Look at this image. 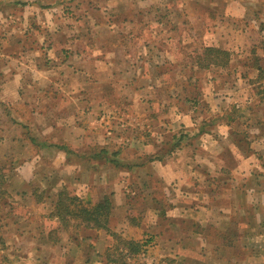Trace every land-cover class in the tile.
<instances>
[{"label":"rangeland","instance_id":"rangeland-1","mask_svg":"<svg viewBox=\"0 0 264 264\" xmlns=\"http://www.w3.org/2000/svg\"><path fill=\"white\" fill-rule=\"evenodd\" d=\"M140 1L119 0L127 5L114 8V0H0V264L103 261L92 244L84 255L71 254V231L62 228L67 258L58 249L37 250L39 237L57 229V220L45 216L67 162L97 169L70 168L64 190L93 199L113 192V203L116 194L136 216L115 220L135 226L133 204L136 212L150 210L143 218L148 231L172 232L133 259L119 245L125 256L117 262L264 264V80L246 66L250 48H264V0H151L137 8ZM210 44L230 52L227 67L197 66ZM11 51L20 87L12 85L16 73L4 70L11 60L2 55ZM56 141L67 145V155L44 152L35 165L41 145L53 149ZM102 148L117 168L101 165ZM149 158L176 161L171 171L187 164L184 183L173 182L177 201L157 175L160 165L151 173L143 165ZM31 159L27 186L18 170ZM135 163L143 165L139 173L126 167ZM75 180L90 183L89 190ZM174 204L185 218H169ZM136 229L120 234L143 239ZM100 232L95 241L117 245Z\"/></svg>","mask_w":264,"mask_h":264},{"label":"trees","instance_id":"trees-1","mask_svg":"<svg viewBox=\"0 0 264 264\" xmlns=\"http://www.w3.org/2000/svg\"><path fill=\"white\" fill-rule=\"evenodd\" d=\"M264 42V40H262ZM261 42V43H262ZM258 47H260V44H257L255 46H252L250 48V54H251V61L250 63H247L246 66L249 68L251 67L256 72L257 79H263L264 80V48L261 50V53H258ZM230 62V52L226 49H223L220 46L217 45H206L203 47L202 54L200 56H196V64L200 68L205 69H217V68H225L228 66ZM176 144H174L175 146ZM42 146V145H41ZM57 149H62L63 151H69L67 147H65V144H57L55 146ZM119 148H122L121 145H118ZM174 148V147H173ZM72 151V150H71ZM171 150L168 152L167 150L165 153H170ZM67 153V152H66ZM72 154H77V152H71ZM104 155V161L101 165H109L108 162L114 163L115 160H110L111 158L106 157L108 155V152L106 149L102 148L101 151L96 155ZM115 154V153H114ZM87 157V156H85ZM91 159L92 156L89 155ZM155 160H159L160 158L154 157ZM89 158H86V161H88ZM148 162H151L150 158ZM86 165V164H85ZM97 165V164H96ZM138 165L129 164L126 165L127 169L134 173L138 172L137 169ZM87 167H95L94 165L87 166ZM111 167H118V162H115L112 164ZM136 167V168H135ZM122 168H125L123 165ZM137 175V174H136ZM89 190V188L87 189ZM112 195L113 192L104 193L101 197H95L93 199L92 197H88V194L85 195H79L75 194L73 191H66L64 189L59 190L55 195V200L52 201V207L49 217H53L57 220V229L52 230L48 232V239H61L58 235V228H62L64 231H71V236H68L69 241L68 244L70 245L71 251L73 250V247L75 249L81 248V241L83 239H95L98 237V235H101V232H105L108 236L112 237L114 241H117L116 243H112L111 245H107L103 258V261L99 262L101 264H129L127 262H117V260L122 259V256H125V253H123L122 250H119V245L122 246V248L126 249V253L128 254L129 258H135L139 253L144 252L150 245L153 248L158 244L157 238L158 233H154L151 230L148 231L146 228V223L141 222L140 217L138 216V220L136 221V225L141 224L143 228V232L145 236L141 240H133V239H126L122 236H118L115 232H112L109 228V224L112 222L113 219V211H114V203L112 201ZM132 206L137 209V205ZM130 218L136 219V216H131ZM249 218V217H248ZM262 218V217H261ZM53 233H56L57 236H52ZM67 238V239H68ZM81 239V240H80ZM85 240V241H86ZM85 243L84 241H82ZM207 242V241H206ZM232 246V245H231ZM233 247V246H232ZM121 248V249H122ZM232 249V248H231ZM229 249L230 255H232V251ZM236 249V248H235ZM211 252H214L212 250ZM111 254L117 255L116 258H111ZM185 256H183L184 258ZM231 257V256H230ZM134 264H142L136 261L133 262Z\"/></svg>","mask_w":264,"mask_h":264},{"label":"crops","instance_id":"crops-1","mask_svg":"<svg viewBox=\"0 0 264 264\" xmlns=\"http://www.w3.org/2000/svg\"><path fill=\"white\" fill-rule=\"evenodd\" d=\"M106 2H109V1H111V0H105ZM151 0H142V1H140V2H138L137 3V8H139V7H143V5H145V4H148L149 6H151L152 5V3L153 2H150ZM2 3V2H1ZM113 3H116V5L117 6H119V7H125L127 4H125V5H123L122 3H120L119 2V0H114V2H111V3H109V4H111V5H113ZM75 4V3H74ZM79 6V5H78ZM111 7H114V8H116V6H115V4L113 5V6H111ZM262 7H263V10H264V1L262 2ZM263 26H264V24H263ZM262 33L264 34V29H263V31H262ZM8 36H9V34H8ZM8 38H11V36H9ZM262 40H264V37L263 38H261ZM119 41H123V38L121 37V40H119ZM123 49H124V47H122ZM2 56H4V57H6V58H8L9 60H11V62H9V61H7L6 59H4L5 60V62H7V64H8V62H9V64H11V65H9V67H5V72L7 71V70H12V71H14L16 74H14V75H12V77H11V79L13 78V83L15 84H13L12 83V85L13 86H15V87H20L21 86V82H20V77H19V75H20V72H22V71H20V67H19V65L17 64V63H13V60L12 59H14L13 57H16V56H18V55H16V54H14V52H12L11 51V53L10 52H4L3 53V55ZM20 62V61H19ZM18 62V63H19ZM12 71H10V72H12ZM10 80H8V79H6L5 80V83L3 84V85H7L8 84V82H9ZM56 143H59V142H57L56 141ZM59 144H61V143H59ZM43 147H42V149H44L45 151H40L39 153L40 154H42L41 156L40 155H34L35 157H37V161L36 160H34V164L36 163L38 166H39V163L40 162H38V161H41L42 159H43V157H44V155L45 154H48V153H53V154H55V155H60V154H66L67 155V150L66 151H63L62 149H57L56 147L55 148H49V145L47 146L46 144H44V145H42ZM65 147H67V145L65 146ZM41 149V150H42ZM41 152H43V153H41ZM44 152H46L45 154H44ZM213 152H215V151H213L212 150V153ZM226 153L228 154V153H230V151H226ZM35 154H37V153H35ZM35 157H33V158H35ZM32 161V159L30 160V161H25L23 164V166H19V170H18V173L20 174V176H21V179L25 182V183H27V186H29V184L31 183V181H32V179H33V172H32V167H33V165L34 164H32V166H30L29 164H30V162ZM65 161H66V159H65ZM155 162H158L159 163V161H155ZM56 161H52V165H53V167H58V166H60L61 164H60V162H58L59 163V165L57 166L56 165ZM151 163V162H148L147 164H143V165H146L147 167H148V169H150V171H149V173H151V171L154 169L155 170V168L154 167H156L155 165L157 164V166L159 167V165H160V168L163 170V171H161L160 173H158L157 175L159 176V178L161 179L160 181L162 182V184L164 185V186H168L169 187V189H168V193H170L173 197H174V199L177 201V199H178V193H179V190L176 188V185H174L173 184V182L174 183H177V182H182V183H184V179H186L187 178V173L185 172V170L186 169H188V166H187V164H184L183 165V168L182 169H180V170H174V171H171V168L172 169H175V167H177V165H176V161L175 162H167V161H165V162H161V163ZM35 164V165H36ZM135 165H138L137 166V169L139 170V169H141V166H143L142 164H138V163H135ZM154 165V166H153ZM172 165H174V166H172ZM101 166V165H100ZM104 166V165H103ZM68 167H70L71 168V174L72 173H75V172H78V171H81V172H85V171H93L94 169H97V166H95V167H87L86 165L84 166V164H79V165H74V166H70V163H66L65 165L63 164V168L64 169H66V168H68ZM70 168H69V171H70ZM136 168V167H135ZM169 168V169H168ZM246 169V168H245ZM106 170V169H105ZM170 170V171H169ZM182 170H184V174H183V172H182ZM67 172V174L65 175V177L63 178V179H61L59 182H61V183H63V184H56L57 186H59L60 188H62L63 189V187L67 184L66 183V180H67V182H68V180L70 179L68 176L70 175V172ZM139 173V172H138ZM156 174V173H155ZM177 174H179V177H176L177 176ZM135 175L136 174H134L133 175V178L135 177ZM182 175H184L183 176V180H181L180 178H182ZM153 179L155 180V178L153 177ZM157 180H159L158 178H157ZM156 181V180H155ZM176 181V182H175ZM78 184V185H83L84 187H87V188H90V186H89V184L90 183H87V182H85L84 180H79V181H77V180H75V184ZM178 184V183H177ZM91 185V184H90ZM171 186V187H170ZM59 189V188H58ZM84 189V188H83ZM166 189V188H165ZM59 190H57V192H58ZM118 191V189L116 190V188H115V193ZM263 194H264V192H263ZM55 195H56V193H55ZM55 195H53V200H55L56 198H55ZM263 197H264V195H263ZM45 200H47V198H44ZM113 199H114V211H113V219H112V222L109 224L110 226H109V228H110V230L112 231V232H118V234L120 235V236H122L123 234H120V233H126V232H128V231H131V228L132 227H134V229H136V228H139V229H142V232H143V228H142V225L141 224H139V225H135V226H133L131 223H124V221H123V219L122 220H115V217H116V215L117 216H120V215H122L123 216V218H124V214H126L125 216H127V215H129V217H131L132 215L129 213V211L127 212L126 211V208L125 207H123V205L121 204V201L119 200L118 201V198H117V195L115 194L114 196H113ZM150 201H152V198H150ZM244 202L245 203H247L246 202V198L244 199ZM247 204H251L250 203V201H249V203H247ZM155 207V206H154ZM228 207V206H227ZM228 208H230V207H228ZM167 212H170V214L172 215H170L169 216V218L171 219V220H173V219H176L175 218V216H178V217H180V219L182 218V217H184L185 216V210H184V207H180L178 204H174L173 206L171 205H168V207H167ZM137 210V209H136ZM136 210H135V214L137 215V216H139L140 218H141V222H146V221H144L143 220V218H145L146 217V214L147 215H149V214H151L150 213V210L149 209H147V210H145V212H140L139 210L136 212ZM50 212H51V210H49L47 213H46V216L45 217H48V218H51V217H49V215H50ZM156 215V214H155ZM161 216H163V213H161ZM168 217V216H167ZM173 217V218H172ZM185 218V217H184ZM54 220L56 221V219L54 218ZM182 220H184V219H182ZM137 230V229H136ZM49 231H52V228L51 229H49V230H47L46 231V233H44L45 235L42 237H39V241L38 242H40L39 244H37L38 246H37V250H41V249H45V248H51V249H58L60 252L61 251H63L62 252V254L60 253V256L62 255V257L63 256H65V258H67L66 257V255L64 254V249H65V246H64V244L63 243H61V241H60V239H48L47 238V236H48V232ZM154 233L156 234V233H158V242L159 243H163V242H167L168 240H170L171 238H172V236H171V234H172V232H170L169 230H167V229H165V228H160L159 230H156V231H154ZM169 234H170V236H169ZM122 237H124V238H126V239H128V237L127 236H122ZM1 240H2V238H0ZM104 239H105V237H104ZM81 240V239H80ZM86 239H83L82 241H84V242H88L89 244H85V243H83L82 241H81V248H79V249H75V247H73V250L71 251V254L72 253H75L76 251H79L80 253H81V255H84V252L85 251H88V248H89V246H90V244H92L93 246H94V248L96 249V253H99V255H102V252H104L105 251V249H106V247H107V245H105L104 243V241H102L101 242V239H99L100 241H95L96 239H90V240H86ZM163 246V245H162ZM39 247V248H38ZM65 251H66V249H65ZM41 255H42V253H40ZM39 255V254H38ZM33 257H35L34 255H33ZM49 257V260H52L53 262H55V258L56 257H54V252L53 253H51L50 252V256H48ZM36 258V257H35ZM43 258H44V256H43ZM264 259V258H263ZM39 260V259H38ZM46 261V260H45ZM102 261V260H101ZM100 261V262H101ZM49 264H51L50 262H48ZM102 263V262H101ZM71 264H76V260L75 259H73V258H71Z\"/></svg>","mask_w":264,"mask_h":264}]
</instances>
